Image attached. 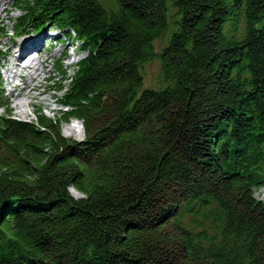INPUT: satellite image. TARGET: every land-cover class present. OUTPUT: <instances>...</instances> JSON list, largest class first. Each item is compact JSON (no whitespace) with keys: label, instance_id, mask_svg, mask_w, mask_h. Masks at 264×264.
Returning a JSON list of instances; mask_svg holds the SVG:
<instances>
[{"label":"trees","instance_id":"trees-1","mask_svg":"<svg viewBox=\"0 0 264 264\" xmlns=\"http://www.w3.org/2000/svg\"><path fill=\"white\" fill-rule=\"evenodd\" d=\"M111 1L14 0V37L86 55L54 118L12 117L0 76V264H264V0Z\"/></svg>","mask_w":264,"mask_h":264},{"label":"rangeland","instance_id":"rangeland-1","mask_svg":"<svg viewBox=\"0 0 264 264\" xmlns=\"http://www.w3.org/2000/svg\"><path fill=\"white\" fill-rule=\"evenodd\" d=\"M107 9L112 7L111 0H99ZM20 11L15 8L14 0H0V29L3 28L4 33L0 35V49L3 53H8L7 58L0 61V76H1V91H3L2 101L5 103L8 101L9 108L11 109V115L17 120H23L28 122L36 121L35 111L40 109L46 116L54 118L61 115V111L64 109L56 101L57 97L61 95L59 92L53 91V84L59 82V75L56 72L57 62L63 60V53L66 52L67 59L63 60V65L68 68L71 73L72 66L83 56L84 52H79L74 48L76 45L71 39L62 37L59 39V32L40 31L36 34L30 33L21 37H14L12 35V20L20 15ZM170 15L174 13L173 10L169 11ZM61 35V34H60ZM58 36V37H57ZM39 39L40 40V59L43 61V69L41 77L32 83L35 89L29 88L24 91V87L28 81V77L24 80V83H20L19 88L11 90L12 86L7 83L6 72L8 63L14 58L15 48L20 45L25 39ZM64 40V41H61ZM167 40V35L154 41V49L159 52ZM73 44V45H72ZM24 47V46H22ZM143 79L144 88H158L163 85L160 79V63L157 59L143 65L140 71ZM21 93L20 97H26V104L22 107L23 111L16 108V103L19 101L17 94ZM3 108H0V114H3ZM75 124L77 129L82 130L77 138L75 130H69V126ZM61 135L67 138H71L76 141H80L84 138V128L81 121L76 119H70L66 123L60 124ZM66 132V134H65ZM81 137V138H80ZM70 193L79 198L82 196L76 190H70ZM255 197L264 202V188L255 189Z\"/></svg>","mask_w":264,"mask_h":264},{"label":"bare ground","instance_id":"bare-ground-1","mask_svg":"<svg viewBox=\"0 0 264 264\" xmlns=\"http://www.w3.org/2000/svg\"><path fill=\"white\" fill-rule=\"evenodd\" d=\"M17 46H18V49L15 48V53L23 54L25 52L23 56H25V60H27L21 67L22 70L26 71L25 74L29 78L26 83V86L24 87V91L28 90L29 88L35 89V86H32V83L37 81L41 77L42 72L44 71L43 61H41L40 59L39 52H38V56H35V54H33L35 49L40 46V41L39 39L34 40V39L28 38V39H25V41H23L22 44L17 45ZM32 49L34 51H31ZM15 60H17V56ZM18 96H19V101L16 103L15 106L16 108H19L20 111H23L22 107H24V105L26 104V101H25L26 97H20L21 93L17 94V97ZM69 130H75L77 134V138H79V135L82 132V130L77 129V126L75 124L69 126Z\"/></svg>","mask_w":264,"mask_h":264}]
</instances>
